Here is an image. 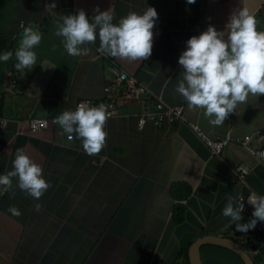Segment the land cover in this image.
<instances>
[{
    "label": "crops",
    "instance_id": "obj_1",
    "mask_svg": "<svg viewBox=\"0 0 264 264\" xmlns=\"http://www.w3.org/2000/svg\"><path fill=\"white\" fill-rule=\"evenodd\" d=\"M147 6L158 14L150 55L114 59L166 103L183 104L185 121L146 123L139 129L141 104L121 103L117 114L106 118L104 146L93 154L59 125L30 131L28 116L50 117L73 109L81 98L101 99L109 81L107 61L97 51L99 38L81 45L87 51L80 55L66 52L63 37L56 35L62 17L82 9L91 19L108 10L116 23ZM238 7L246 8L257 30L264 31V0H0V50L13 52L0 62V115L9 118L0 129V173L11 170L22 147L50 181L38 200L17 187L16 177L0 191V264H186L182 249L208 234L236 237L245 250L250 248L251 230H237L239 221L221 210L229 196L235 202L238 194L264 195V162L234 142L212 154L188 123L210 138L252 134V145H262L264 94L249 93L224 123L213 125L203 108H189L176 91L183 71L177 59L185 41L209 24L226 33ZM22 24L38 28L42 36L34 46L36 64L16 69ZM15 71L18 87L7 93L2 78ZM240 166L248 168L243 183L233 173ZM9 205L21 214L12 215ZM250 218L241 213L240 222ZM256 238L251 257L264 264V240ZM200 255L202 264H233L224 257L214 261L207 248H200Z\"/></svg>",
    "mask_w": 264,
    "mask_h": 264
},
{
    "label": "clouds",
    "instance_id": "obj_2",
    "mask_svg": "<svg viewBox=\"0 0 264 264\" xmlns=\"http://www.w3.org/2000/svg\"><path fill=\"white\" fill-rule=\"evenodd\" d=\"M188 4L195 0H186ZM55 7V2L51 3ZM157 11L147 6L141 12L129 11L113 23V14L108 10L97 11L91 17L84 10L62 17L56 35L63 37V47L69 55H80L87 51L80 47L99 38L98 52L113 57L135 60L146 58L152 49L153 27ZM255 17L243 7H238L229 16L227 32L209 24L199 34L185 41L177 62L183 71L176 85L189 108H203L209 123L220 125L233 112L239 102H244L249 93L264 94V31L257 30ZM22 32L15 49L16 69L36 64L34 46L41 40L38 28L21 25ZM13 52L0 50V62L7 61ZM123 76V74H121ZM109 113L105 106L78 104L75 109H65L55 117L56 123L72 139L75 133L88 154L101 150L105 143L104 122ZM12 168L0 173V191L12 185L17 178V187L37 200L50 186L42 173L41 166L29 157L22 147L17 148ZM248 202L253 206L251 217L241 223L244 204L234 202L229 196L222 208V215L230 217L235 228L241 232L255 227L257 221L264 222V195H251ZM40 203L35 205L38 211ZM8 211L19 216L20 210L9 205Z\"/></svg>",
    "mask_w": 264,
    "mask_h": 264
},
{
    "label": "built area",
    "instance_id": "obj_3",
    "mask_svg": "<svg viewBox=\"0 0 264 264\" xmlns=\"http://www.w3.org/2000/svg\"><path fill=\"white\" fill-rule=\"evenodd\" d=\"M98 55L107 61L109 81L103 86V96L101 99L93 100L88 98L79 99L74 108L78 104H87L88 106H99L103 104L106 111L109 113L107 117H111L117 114L118 106L121 103L133 102L140 103L142 110L137 117V127L141 129L146 123H151L154 126H161L164 123L172 124L178 121H185L184 117V105H170L166 103L161 95H156L150 91V89L140 82L134 75H130L121 69L113 56L102 54L98 52ZM123 74V76L121 75ZM17 72L8 73L3 76L1 85L5 92L14 93L18 87ZM59 113L50 117H33L28 116L25 119V123L30 131H38L47 127H56L58 124L55 121V117L61 114ZM9 118L4 115H0V129H5L8 124ZM193 131L205 142L212 154L218 155L223 147L230 142L239 144L245 151L251 155L257 156L264 162V144L259 146L252 145V138L254 135L246 134L241 137H231L229 135L218 136L215 138L208 137L196 124L188 123ZM260 135H258L259 137ZM68 137V135H67ZM248 168L245 166L237 167L233 170L234 176L238 182H244V176L247 173ZM251 195L238 194L235 198L236 203L244 204L242 214L249 215L251 217L253 206L248 202ZM252 218V217H251ZM260 240H264V225L263 222L257 221L255 227L250 229ZM250 254L253 253L252 248L246 249Z\"/></svg>",
    "mask_w": 264,
    "mask_h": 264
},
{
    "label": "water",
    "instance_id": "obj_4",
    "mask_svg": "<svg viewBox=\"0 0 264 264\" xmlns=\"http://www.w3.org/2000/svg\"><path fill=\"white\" fill-rule=\"evenodd\" d=\"M203 244H214L225 247L236 253L244 264H256L251 254L234 239L210 234L198 237L190 243L187 249L188 264H202L200 248Z\"/></svg>",
    "mask_w": 264,
    "mask_h": 264
},
{
    "label": "trees",
    "instance_id": "obj_5",
    "mask_svg": "<svg viewBox=\"0 0 264 264\" xmlns=\"http://www.w3.org/2000/svg\"><path fill=\"white\" fill-rule=\"evenodd\" d=\"M0 48H2V44H1V40H0ZM230 237V236H229ZM232 239H234L235 241H237L241 246L245 247L244 246V242L236 237H230ZM192 241H189L187 243V245L182 249V252H183V255H184V259H185V262L186 264L187 263V249H188V246L190 245ZM256 242H257V238H256V235H254L252 232H251V236L248 237V240L246 242L247 246L246 247H250V248H254L255 245H256ZM208 249L212 254H214V261H218L219 257H224L226 259H228L229 261H231L233 264H244L243 261L241 260V258L236 254L234 253L233 251L227 249V248H224V247H221L219 245H214V244H205L201 247V251L203 249Z\"/></svg>",
    "mask_w": 264,
    "mask_h": 264
}]
</instances>
